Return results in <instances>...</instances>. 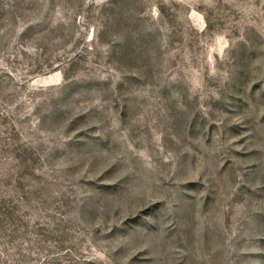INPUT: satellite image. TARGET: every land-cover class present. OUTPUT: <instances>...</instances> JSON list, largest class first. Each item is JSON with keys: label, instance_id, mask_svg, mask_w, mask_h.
I'll return each mask as SVG.
<instances>
[{"label": "rangeland", "instance_id": "rangeland-1", "mask_svg": "<svg viewBox=\"0 0 264 264\" xmlns=\"http://www.w3.org/2000/svg\"><path fill=\"white\" fill-rule=\"evenodd\" d=\"M0 264H264V0H0Z\"/></svg>", "mask_w": 264, "mask_h": 264}]
</instances>
